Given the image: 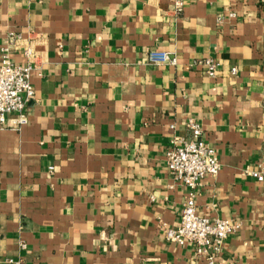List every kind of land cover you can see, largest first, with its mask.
<instances>
[{
    "label": "crops",
    "instance_id": "0c3cea01",
    "mask_svg": "<svg viewBox=\"0 0 264 264\" xmlns=\"http://www.w3.org/2000/svg\"><path fill=\"white\" fill-rule=\"evenodd\" d=\"M175 1L0 0V54L35 88L29 122L0 127V264H210L166 237L187 195L166 152L191 118L222 164L198 213L241 223L214 264H264V3Z\"/></svg>",
    "mask_w": 264,
    "mask_h": 264
},
{
    "label": "built area",
    "instance_id": "2783aa9c",
    "mask_svg": "<svg viewBox=\"0 0 264 264\" xmlns=\"http://www.w3.org/2000/svg\"><path fill=\"white\" fill-rule=\"evenodd\" d=\"M264 3V0H258ZM185 0L175 1V10L183 8ZM13 46L2 49L0 54V127H20L29 122L26 114L27 103L35 97V88L31 83L33 66L31 63H16L11 58ZM32 55L31 49L26 51ZM149 61L156 65H176L178 58L169 51L152 50ZM206 73L215 77L219 63L213 58L199 60ZM235 73L236 68L232 69ZM11 117L14 119L10 120ZM191 131L190 137L174 136L166 152L167 165L174 178L187 189L183 203L180 225L167 228L166 237L178 245H192L197 255H208L210 264L222 250L225 240L236 234L240 228L239 221L219 217H205L198 213L197 190L207 177H216L222 170L217 150L203 137L201 125L193 118L187 121ZM52 170V168H51ZM264 181V173L251 172ZM25 248V244L21 245Z\"/></svg>",
    "mask_w": 264,
    "mask_h": 264
}]
</instances>
